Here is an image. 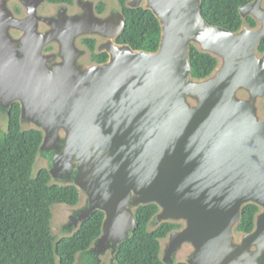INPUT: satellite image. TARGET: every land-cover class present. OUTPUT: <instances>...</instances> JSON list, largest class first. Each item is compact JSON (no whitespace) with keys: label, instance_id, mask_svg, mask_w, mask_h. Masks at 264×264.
<instances>
[{"label":"water","instance_id":"95a60500","mask_svg":"<svg viewBox=\"0 0 264 264\" xmlns=\"http://www.w3.org/2000/svg\"><path fill=\"white\" fill-rule=\"evenodd\" d=\"M125 5L158 18L156 50L117 41L119 0H0V129L19 103L23 129L43 133L34 173L80 195L53 208V233L71 237L100 210L102 232L73 264H119L137 209L156 204L148 232L180 225L160 239L162 264H264V0L240 6L235 31L209 23L201 0ZM85 38L108 60H93ZM192 45L217 59L205 77L193 75ZM248 204L259 209L244 232Z\"/></svg>","mask_w":264,"mask_h":264},{"label":"trees","instance_id":"16d2710c","mask_svg":"<svg viewBox=\"0 0 264 264\" xmlns=\"http://www.w3.org/2000/svg\"><path fill=\"white\" fill-rule=\"evenodd\" d=\"M119 1L124 5L126 26L117 41L130 44L135 49L156 50L160 43L161 25L155 14L149 9L129 8L125 5L127 0ZM201 1L203 14L209 23L235 31L243 22L240 6L251 0ZM105 6L101 1L98 11L103 12ZM16 9L19 11V7ZM248 21L256 24L252 17H248ZM83 42L92 50L93 60H108L107 52H95V39L85 38ZM259 48L264 51V38ZM191 62L196 77L207 76L217 65L215 57L200 52L194 45L191 46ZM20 115L21 105L15 102L8 130L0 129V264H57V257L62 264H73L77 253L87 249L101 234L105 215L97 210L73 236L57 238L51 228L53 208L61 203L77 204L79 191L74 185H49L51 174L46 168L34 173L43 133L37 129H23ZM258 209L254 204L244 207L238 230H253ZM157 211L156 204L137 209L138 226L132 237L120 244L116 255L119 264H162L160 239L180 225L163 222L148 232V222Z\"/></svg>","mask_w":264,"mask_h":264},{"label":"flooded vegetation","instance_id":"af4514ba","mask_svg":"<svg viewBox=\"0 0 264 264\" xmlns=\"http://www.w3.org/2000/svg\"><path fill=\"white\" fill-rule=\"evenodd\" d=\"M103 2V1H102ZM105 3V2H104ZM18 8V7H17ZM107 8V5L105 6V9ZM19 10H20V7H19Z\"/></svg>","mask_w":264,"mask_h":264},{"label":"rangeland","instance_id":"374dc122","mask_svg":"<svg viewBox=\"0 0 264 264\" xmlns=\"http://www.w3.org/2000/svg\"><path fill=\"white\" fill-rule=\"evenodd\" d=\"M16 7H18V6H16ZM4 130V129H3ZM6 130H8V127H7V129ZM57 205H59V204H57ZM57 205H55V206H57Z\"/></svg>","mask_w":264,"mask_h":264}]
</instances>
